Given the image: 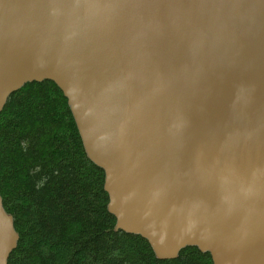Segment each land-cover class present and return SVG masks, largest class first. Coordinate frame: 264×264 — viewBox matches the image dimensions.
<instances>
[{
    "label": "water",
    "instance_id": "1",
    "mask_svg": "<svg viewBox=\"0 0 264 264\" xmlns=\"http://www.w3.org/2000/svg\"><path fill=\"white\" fill-rule=\"evenodd\" d=\"M45 80L116 231L264 264V0H0V113ZM19 238L0 194V264Z\"/></svg>",
    "mask_w": 264,
    "mask_h": 264
},
{
    "label": "trees",
    "instance_id": "2",
    "mask_svg": "<svg viewBox=\"0 0 264 264\" xmlns=\"http://www.w3.org/2000/svg\"><path fill=\"white\" fill-rule=\"evenodd\" d=\"M104 180L54 82L13 93L0 113V194L20 236L8 264H213L192 246L159 259L141 236L116 231Z\"/></svg>",
    "mask_w": 264,
    "mask_h": 264
}]
</instances>
